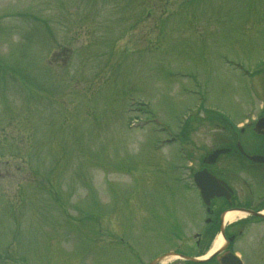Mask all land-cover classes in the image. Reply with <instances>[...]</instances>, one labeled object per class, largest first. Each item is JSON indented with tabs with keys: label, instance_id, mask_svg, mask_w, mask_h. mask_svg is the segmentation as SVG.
Here are the masks:
<instances>
[{
	"label": "rangeland",
	"instance_id": "rangeland-1",
	"mask_svg": "<svg viewBox=\"0 0 264 264\" xmlns=\"http://www.w3.org/2000/svg\"><path fill=\"white\" fill-rule=\"evenodd\" d=\"M153 1L0 0V264H136L123 239L148 259L203 229L188 160L160 142L201 110L197 167L209 109L256 110L260 82L236 64L264 63V0ZM247 229L236 249L264 264V224Z\"/></svg>",
	"mask_w": 264,
	"mask_h": 264
},
{
	"label": "flooded vegetation",
	"instance_id": "flooded-vegetation-1",
	"mask_svg": "<svg viewBox=\"0 0 264 264\" xmlns=\"http://www.w3.org/2000/svg\"><path fill=\"white\" fill-rule=\"evenodd\" d=\"M255 76L262 91L261 95L255 96L256 110L251 111L238 123L226 117V114L217 115L221 121L216 128L217 149L229 151L221 154L213 165L203 163L204 157L197 167L190 162L188 166L186 165L189 168L186 178L194 181L195 172L206 170L219 180L216 182L219 185L216 191L223 193V196L211 200L209 217L205 219L204 224L198 226L203 229L195 235L194 242L187 239L183 248L157 254L149 261L137 257L136 264H151L155 258L170 251L178 256H173L169 262L159 264H241L231 254L240 257L242 263L246 264L244 255L240 249H236V244L245 235L246 227L257 226L250 225L251 219H260L256 218V214L264 212V162L254 160L256 157L264 158V69ZM231 210L251 211L252 214L245 220L240 219L236 223L224 226L223 214ZM222 227H226V240L222 247L208 259L201 260L211 246L213 228L221 230ZM192 258L201 261H193Z\"/></svg>",
	"mask_w": 264,
	"mask_h": 264
},
{
	"label": "water",
	"instance_id": "water-1",
	"mask_svg": "<svg viewBox=\"0 0 264 264\" xmlns=\"http://www.w3.org/2000/svg\"><path fill=\"white\" fill-rule=\"evenodd\" d=\"M222 152V150H217L215 151L209 158H213V159H216ZM214 162V161H212ZM200 175L197 176V178L199 177ZM214 180L212 177L210 176H207L203 181L200 182V180L198 181V183L200 184V186L202 187V189L204 190L203 193H204V197L206 200H208L210 197V191H211V186H210V183H212Z\"/></svg>",
	"mask_w": 264,
	"mask_h": 264
},
{
	"label": "bare ground",
	"instance_id": "bare-ground-1",
	"mask_svg": "<svg viewBox=\"0 0 264 264\" xmlns=\"http://www.w3.org/2000/svg\"><path fill=\"white\" fill-rule=\"evenodd\" d=\"M240 216H242L240 213L238 212H231L226 216V221L227 222H233L235 221L237 218H239ZM223 240L221 237H219L215 243V249H217L221 244H222ZM214 249V250H215ZM212 253V252H211ZM210 253V254H211Z\"/></svg>",
	"mask_w": 264,
	"mask_h": 264
}]
</instances>
